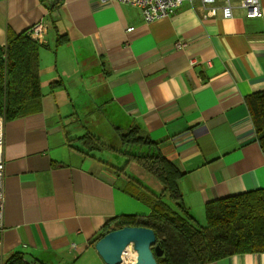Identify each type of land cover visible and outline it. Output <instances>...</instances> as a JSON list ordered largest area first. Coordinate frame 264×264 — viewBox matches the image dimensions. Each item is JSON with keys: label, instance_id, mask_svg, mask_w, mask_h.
Returning <instances> with one entry per match:
<instances>
[{"label": "crops", "instance_id": "1", "mask_svg": "<svg viewBox=\"0 0 264 264\" xmlns=\"http://www.w3.org/2000/svg\"><path fill=\"white\" fill-rule=\"evenodd\" d=\"M258 1V17L237 0L230 18L220 10L206 17L193 0L147 22L118 1L0 0L1 46L38 20L47 25L37 109L5 120L0 264L13 252L31 264H105L91 244L105 222L150 212L126 159L116 165L79 139L93 133L81 129L85 113L154 142L183 173L179 189L195 219L208 201L264 188V153L246 104L264 90ZM207 264H264V252Z\"/></svg>", "mask_w": 264, "mask_h": 264}, {"label": "trees", "instance_id": "2", "mask_svg": "<svg viewBox=\"0 0 264 264\" xmlns=\"http://www.w3.org/2000/svg\"><path fill=\"white\" fill-rule=\"evenodd\" d=\"M63 40L59 36L57 44ZM42 43L33 39L28 30L7 36L0 45V115L6 121L36 110L41 98L39 50ZM246 104L264 153V90L246 98ZM126 148L116 149L91 132L79 139L90 149H108L125 156L154 178L159 192L145 187L140 193L150 212L147 215H121L108 220L91 240L93 244L105 233L124 226H144L155 234V245L162 254L157 264H207L234 253L264 252V188L206 202L204 224L189 212L179 189L183 173L153 148L154 142L139 134L136 127L122 134ZM130 146V147H128ZM2 264H31L20 252L11 253Z\"/></svg>", "mask_w": 264, "mask_h": 264}, {"label": "built area", "instance_id": "3", "mask_svg": "<svg viewBox=\"0 0 264 264\" xmlns=\"http://www.w3.org/2000/svg\"><path fill=\"white\" fill-rule=\"evenodd\" d=\"M112 1H118L137 7L141 10L143 19L147 22L153 21L161 16L173 12L184 2H193V0H99L100 4L105 5ZM238 5L247 9V15L251 17L261 16V9L258 0H237ZM201 6L205 8V16H215L217 11H221V17L230 18L233 12V0H221V5H216V0H200ZM132 27L127 28L131 30ZM47 25L43 20L31 24L27 30L30 36L41 42ZM4 132L5 119L0 115V246L4 231L3 214L5 203V173H4ZM136 253L132 248L126 247L121 255V261L118 264H134Z\"/></svg>", "mask_w": 264, "mask_h": 264}, {"label": "water", "instance_id": "4", "mask_svg": "<svg viewBox=\"0 0 264 264\" xmlns=\"http://www.w3.org/2000/svg\"><path fill=\"white\" fill-rule=\"evenodd\" d=\"M136 253L134 264H157L155 256L162 250L155 245V234L151 228L144 226H124L113 229L98 240L94 247L105 264H118L121 255L128 246Z\"/></svg>", "mask_w": 264, "mask_h": 264}, {"label": "rangeland", "instance_id": "5", "mask_svg": "<svg viewBox=\"0 0 264 264\" xmlns=\"http://www.w3.org/2000/svg\"><path fill=\"white\" fill-rule=\"evenodd\" d=\"M49 33L53 32V27L49 28ZM49 63V60H46ZM90 112H87V114ZM99 112L96 111V116H87L86 113L80 116V123L83 125L81 127L82 130H91L93 133L100 138L102 142L105 144L116 148L123 149L126 148V145H123L120 141V138L117 133H115L114 128L110 126V123L107 119L102 116H98ZM114 115V112L112 113ZM113 128V129H112ZM122 134L125 132L124 130H120ZM86 133V131L84 132ZM83 133V134H84ZM130 147V146H128ZM97 154L105 159H109L112 163L116 165H123L125 163V156L119 152L110 151L108 149L102 148L97 150ZM129 165L126 167V173L137 178L145 187L149 189H156L158 187L157 181L152 178L148 173H146L140 166L136 163L128 162ZM205 212H201L196 216V220L201 224H204Z\"/></svg>", "mask_w": 264, "mask_h": 264}, {"label": "bare ground", "instance_id": "6", "mask_svg": "<svg viewBox=\"0 0 264 264\" xmlns=\"http://www.w3.org/2000/svg\"><path fill=\"white\" fill-rule=\"evenodd\" d=\"M128 248H131V246L129 245Z\"/></svg>", "mask_w": 264, "mask_h": 264}]
</instances>
